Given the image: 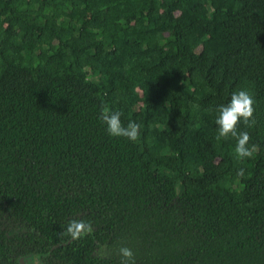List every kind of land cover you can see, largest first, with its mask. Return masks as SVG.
Here are the masks:
<instances>
[{
	"label": "trees",
	"instance_id": "obj_1",
	"mask_svg": "<svg viewBox=\"0 0 264 264\" xmlns=\"http://www.w3.org/2000/svg\"><path fill=\"white\" fill-rule=\"evenodd\" d=\"M242 89L244 159L215 124ZM104 108L139 138L110 136ZM72 219L92 233L64 235ZM124 246L264 264V0H0V264H121Z\"/></svg>",
	"mask_w": 264,
	"mask_h": 264
},
{
	"label": "clouds",
	"instance_id": "obj_2",
	"mask_svg": "<svg viewBox=\"0 0 264 264\" xmlns=\"http://www.w3.org/2000/svg\"><path fill=\"white\" fill-rule=\"evenodd\" d=\"M254 103L252 94L248 90L242 89L233 92L230 101L216 109L218 113L215 119V124L218 126L216 139L220 141L221 139H227L229 136L236 138L235 154L240 159L251 158L258 149L255 144L251 145V147L248 146L251 137L247 131H237V125L241 121L249 128L255 125ZM120 116L121 113L119 111H110L104 108L101 111L100 118L106 124L107 132L110 136L124 137L130 141H136L139 138L141 125L135 121H130L127 126H124ZM237 175L243 177L244 169H239ZM92 231L93 228L90 222L83 219H72L63 234L70 236L73 240H77L91 234ZM119 253L122 257L121 264H135L132 249L124 246L119 249ZM31 264H39V261L32 258Z\"/></svg>",
	"mask_w": 264,
	"mask_h": 264
},
{
	"label": "rangeland",
	"instance_id": "obj_3",
	"mask_svg": "<svg viewBox=\"0 0 264 264\" xmlns=\"http://www.w3.org/2000/svg\"><path fill=\"white\" fill-rule=\"evenodd\" d=\"M32 258H33V257H28V258L26 259L25 262H27L28 264H31V260H32ZM35 259H36V258H35ZM38 261H39V264H41V262H40L39 259H38Z\"/></svg>",
	"mask_w": 264,
	"mask_h": 264
},
{
	"label": "flooded vegetation",
	"instance_id": "obj_4",
	"mask_svg": "<svg viewBox=\"0 0 264 264\" xmlns=\"http://www.w3.org/2000/svg\"><path fill=\"white\" fill-rule=\"evenodd\" d=\"M33 258H36L37 260L39 259L37 256H32ZM26 261V259L23 261V264H28L27 262H25ZM41 264H43V263H41Z\"/></svg>",
	"mask_w": 264,
	"mask_h": 264
}]
</instances>
